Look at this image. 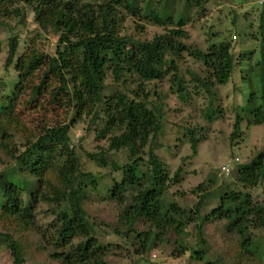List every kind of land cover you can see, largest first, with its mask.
I'll return each mask as SVG.
<instances>
[{"label": "trees", "instance_id": "trees-1", "mask_svg": "<svg viewBox=\"0 0 264 264\" xmlns=\"http://www.w3.org/2000/svg\"><path fill=\"white\" fill-rule=\"evenodd\" d=\"M181 1L183 13L174 18L172 4ZM208 1L0 0L1 19L14 18L15 26L23 25L24 14L18 7L22 4L30 8L38 30L56 37L51 55L38 51L32 43L17 54V36L7 39L3 65L14 71L17 82L0 104V152L19 167L17 173L23 180V189L19 190L0 171V239L12 264L24 262L23 247L12 235L34 226L32 212L44 183L56 186L49 200L56 206L57 214L48 242L51 247L48 257L57 264H107L105 256L111 245L100 242L95 234L96 224L89 223L91 219L85 210L90 197L98 194L119 206L110 233L126 242L134 256L148 257L151 251L165 246L172 258L189 251L185 264H193L208 250L205 227L214 220L223 222L227 232L234 231L240 238L234 256L236 263L241 257H253L264 264V244L253 241L247 234L248 229L264 233V207L252 204L248 194L249 189L264 181V150L249 162L236 165L232 181L223 182L210 193L201 184L197 185L192 191L197 200L189 211L169 202L167 190L179 183L180 174L177 170L170 176L155 153L159 146L153 148L162 135L163 114L161 107L149 100L152 94L156 95L154 90L149 92L146 88L177 68L172 61L163 63L155 77H146L145 57L159 52L167 40L166 33L154 35L150 40L124 34V22L128 20L134 23L138 35L143 29L140 22L162 28L163 32L169 27L167 33L175 39L173 55L179 60L182 53H187L201 66V75L186 73L209 97L206 118L211 120L217 116L212 108L217 97L214 88L228 81L236 64L230 44L211 43L202 51L189 50L180 42L187 37L183 30L190 19L187 10L196 8L201 13ZM260 7V19H263L264 5ZM115 47L122 50L111 56ZM125 49H131V53ZM259 64L258 94L249 92L243 106L232 108L231 140L243 123L264 124L263 54ZM171 79L170 87H175L177 93L182 89V80L175 74ZM43 89L49 91V105L70 108L73 115L67 124L42 126L37 134L30 135L11 112L20 94L27 92L28 101L33 102ZM82 115L90 117L94 140H106L104 149L97 148L95 153L79 149L81 153H77L71 146L70 127ZM184 132L193 157L196 140L189 131ZM14 134L19 135L17 141ZM80 154L95 168L108 171L84 169ZM207 184L209 187L210 182ZM214 193L218 194L217 202L210 206L208 200ZM189 225L194 231V249L185 248L175 240L170 243L167 235L178 236Z\"/></svg>", "mask_w": 264, "mask_h": 264}, {"label": "rangeland", "instance_id": "rangeland-1", "mask_svg": "<svg viewBox=\"0 0 264 264\" xmlns=\"http://www.w3.org/2000/svg\"><path fill=\"white\" fill-rule=\"evenodd\" d=\"M257 1L209 0L201 13H198L196 8L187 10L186 15L190 19L183 27L187 37L180 42L189 50L194 48L202 51L211 43L229 42L230 54L236 63L228 81L214 88L217 97L212 102V108L217 111V116L211 120L206 118V109L210 103L209 97L186 73L190 71L201 75V66L187 56V53H182V58L179 60L173 55L175 39L167 33L170 28L168 27V30L163 32L162 28L140 22L143 29L138 35L131 20L124 22V34L141 40H150L154 35L166 33L167 40L163 41L159 52L156 55L145 57L144 75L155 77L157 68L170 61L174 62L177 68L160 81H153L147 85L146 90L149 92L154 90L156 95L152 94L149 100H152L154 105H159L163 114L162 135L156 139L154 144L153 148L159 146L155 153L166 165L170 176L177 170L180 174L179 183L167 190L166 198L185 211H189L197 200V195L192 193L197 185L201 184L210 193L223 182L232 181V172L236 165L249 162L259 151L264 150V124L247 126L243 123L238 135L233 140L230 139L234 121L232 108L236 105L243 106L247 94L253 91L257 95L260 87L258 69L262 54L264 56V16L260 19L261 7L257 5ZM18 7L24 14L23 25L15 26L17 20L14 18L10 20L0 18V104L3 96L8 95L13 84L17 82L14 71L11 68L5 69L3 65L7 52V39L13 35L17 36V54L22 53L32 43L38 51L51 55L56 41L55 36L37 29L29 7L22 4ZM183 8L182 1L174 2L171 7L175 12L173 17L176 18L178 14L183 13ZM121 50L115 47L110 55L118 54ZM125 51L131 53V49H125ZM243 53L246 54L241 55ZM174 74L182 80V89L177 93H175V87H170ZM52 82L55 86L56 82L53 80ZM48 93L49 91L43 89L40 96L36 97L33 102H29L28 93L25 92L15 100L11 116L18 119L19 124L30 135L37 134L42 126L70 122L73 115L71 109L65 106L49 105ZM127 94L130 95V93ZM89 120V116L82 115L70 127L71 146L77 153L81 151L95 153L98 152L97 148L104 149L106 146L105 139L94 140V127L89 124ZM184 130L189 131L196 140V154L193 157H190ZM18 138L19 135L16 136V141ZM80 159L82 167L86 170L108 171L107 168L100 170L95 168L83 158L82 154H80ZM18 168L0 152V171H4L9 181L22 190L23 180L22 175L17 173ZM224 168L227 172L223 171ZM208 182H210L209 187ZM55 187L54 183L49 185L44 183L37 194L32 212L34 226L20 234L13 233L12 235L23 247L24 262L22 264H57L48 257L51 252L48 242L57 214L56 206L49 201ZM263 192L264 181L258 183L255 188L249 189L251 203H258L264 207ZM217 195L214 193L209 198L210 206L216 205ZM90 201L85 205V210L91 219L89 223L95 222V234L100 242L111 245L107 248L105 256L107 264H185L187 261L189 251L185 250L183 255L172 258L168 255L169 250L165 249V246H159L151 251L148 257L134 256L131 247L126 242L110 233L120 209L119 206L107 201L103 194L92 195ZM247 234L253 241L264 244L262 231L248 229ZM167 238L170 243L175 240L183 244L185 248L194 249L195 247L194 231L191 225L184 227L180 235H167ZM239 239L234 231L227 232L224 229L223 222L213 220L205 227L208 250L204 256L192 263L215 264L219 260L216 264H263L262 261L253 257L248 259L241 257L236 263L234 256L238 252ZM177 243L175 246L178 245ZM0 264H12V258L1 239Z\"/></svg>", "mask_w": 264, "mask_h": 264}, {"label": "built area", "instance_id": "built-area-1", "mask_svg": "<svg viewBox=\"0 0 264 264\" xmlns=\"http://www.w3.org/2000/svg\"><path fill=\"white\" fill-rule=\"evenodd\" d=\"M257 5H259V6L264 5V0H258V1H257ZM223 171H224V172H227V169L224 168Z\"/></svg>", "mask_w": 264, "mask_h": 264}]
</instances>
